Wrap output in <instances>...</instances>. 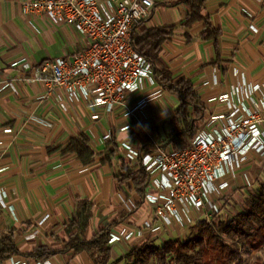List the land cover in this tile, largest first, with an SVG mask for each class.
<instances>
[{"label":"crops","instance_id":"1","mask_svg":"<svg viewBox=\"0 0 264 264\" xmlns=\"http://www.w3.org/2000/svg\"><path fill=\"white\" fill-rule=\"evenodd\" d=\"M24 1L28 0H0V192L6 205L0 204V235L11 233L16 248L23 253L41 245L61 248L67 241L64 226L81 199L93 204L85 239L115 220L118 222L110 230L152 220L150 207L131 183L119 185L115 179L122 162H128L121 144L128 142L139 151L168 144L170 119L179 101L162 89L161 96L133 115H125L127 109L117 107L93 119L92 115L102 113L101 107H91L86 101L73 105L61 88L49 90L43 84L19 80L5 85L26 73L23 63L35 65L69 57L85 43L81 36L74 41V49L67 47L62 54L50 55L37 32L45 30L41 18L23 14ZM152 1L142 25L173 27L158 59L173 80H190L199 94L204 114L198 127L209 114L224 109L213 98L234 93L238 101L252 85H264V0H205L200 12L203 18L188 26L183 25L189 11L185 0ZM205 18L218 32L215 38L201 37ZM15 62L18 65L12 66ZM251 96L257 101L259 93ZM243 101L253 107L252 102ZM80 133L88 137L96 154L88 165H82L75 154L62 152ZM107 133L116 141L118 151L103 163L100 159L108 140L102 137ZM140 136L149 143L144 144ZM253 155L264 162V157L250 154L242 168L250 183L258 167V162L249 161ZM130 201L136 203L135 208ZM165 234L169 233L149 234L139 243ZM108 249L109 260L126 250L122 243ZM49 259L54 264H97L86 251L75 254L68 250Z\"/></svg>","mask_w":264,"mask_h":264},{"label":"built area","instance_id":"2","mask_svg":"<svg viewBox=\"0 0 264 264\" xmlns=\"http://www.w3.org/2000/svg\"><path fill=\"white\" fill-rule=\"evenodd\" d=\"M152 7V0L24 1L23 14L70 25L85 38V43L69 57L35 65L23 63L26 73L5 85L19 80L40 83L49 90L61 88L73 105L86 101L91 107H101L102 113L92 115L93 119L117 107L126 108L125 115H133L163 92L151 63L133 48L130 40L132 27L145 19ZM263 86L252 85L238 101L234 93L213 98L224 109L202 120L189 145L183 148L160 143L143 152L122 142L127 160L138 159L147 173L142 201L150 207L153 218L139 226L123 225L110 230L107 247L122 243L128 250L149 234L169 233L202 219L211 223L220 214L229 190L251 184L242 168L250 154L264 157ZM254 92L259 93L257 101L252 100ZM243 100L252 102L253 107ZM110 139L109 133L102 137ZM3 196L1 191L0 204L6 207ZM130 204L136 207V203ZM0 264L54 263L49 258L34 260L19 255Z\"/></svg>","mask_w":264,"mask_h":264},{"label":"trees","instance_id":"3","mask_svg":"<svg viewBox=\"0 0 264 264\" xmlns=\"http://www.w3.org/2000/svg\"><path fill=\"white\" fill-rule=\"evenodd\" d=\"M185 2L189 11L183 25L188 26L203 18L200 12L205 0H185ZM143 20L132 27L131 44L151 63L158 85L176 97L180 103L170 119L171 127L165 140V143L170 144L173 149H180L189 145L195 135L198 122L204 114V107L191 81L184 78L173 80L169 71L159 62L158 56L162 44L171 35L173 27L163 25L144 27ZM204 21L206 26L200 34L201 37L205 40L215 38L218 32L212 28L208 18ZM140 138L144 144L149 143L145 137L140 136ZM117 151L116 141L113 138L108 140L100 161L103 163L110 161ZM62 152L75 154L82 165L90 164L96 156L89 145L88 137L83 133L71 138ZM147 178V173L138 159L123 161L121 173L115 176L119 185L131 183L140 197H143ZM92 210L93 204L90 201L81 199L76 202L73 216L64 226L67 241L58 249L41 245L23 253L16 248L11 233L0 235V261L19 255L42 260L73 250L75 254L86 251L91 257L94 252H98L100 260L97 264H107L110 258L106 246L109 231L118 221L103 225L89 239H85L84 234ZM191 225L195 231L184 240L168 239L161 244H155L153 240L147 239L128 249L126 257L130 260L129 264H149L153 259L163 263L167 258L175 264H244L243 253L264 248V183L259 184L255 192L250 194L237 214L226 217L216 226L203 219Z\"/></svg>","mask_w":264,"mask_h":264},{"label":"rangeland","instance_id":"4","mask_svg":"<svg viewBox=\"0 0 264 264\" xmlns=\"http://www.w3.org/2000/svg\"><path fill=\"white\" fill-rule=\"evenodd\" d=\"M40 21L42 22L45 30H39L37 32L41 34L40 36L42 37L41 39L43 40V44L47 46L50 55L62 54L67 47L70 49L75 48L74 41L77 38H80L81 35L78 34L70 25L56 24L46 18H41ZM47 29H49V31ZM158 129L161 131L159 127ZM252 157L253 159H250L249 161H256V163L258 162V167L251 185L228 191L225 194V198L223 199L220 214L209 224L216 226L218 222L223 221L226 217H231L237 214L243 208L245 201L248 199L250 194L255 192L259 184L264 183V162L257 161V159L254 158L256 157L254 155ZM250 162L245 167L248 168L250 166ZM194 231L195 230L193 229L192 225H189L178 230H172L169 232V234L156 237L152 242L155 244H161L168 239L174 240L177 238L184 240ZM126 251L127 250H125L124 253H121L119 258L110 259L107 264H129L130 260L128 257H126ZM242 256L244 259V264L264 263V248L253 250L250 253H243ZM92 258L96 261V263H98L100 260V254L98 252H94ZM149 264L175 263L170 258H167L163 263L156 262L153 259Z\"/></svg>","mask_w":264,"mask_h":264}]
</instances>
